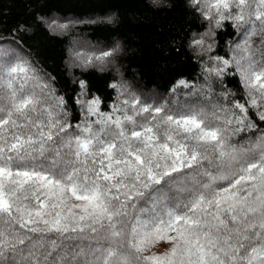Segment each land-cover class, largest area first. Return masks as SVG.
Segmentation results:
<instances>
[{"label":"snow or ice","instance_id":"obj_1","mask_svg":"<svg viewBox=\"0 0 264 264\" xmlns=\"http://www.w3.org/2000/svg\"><path fill=\"white\" fill-rule=\"evenodd\" d=\"M185 6L207 22L188 41L205 79L237 76L240 99L180 80L190 99L154 105L114 83L102 111L80 81L73 124L54 78L21 57L30 27L0 30V264H264V0ZM225 22L242 32L231 59L211 55Z\"/></svg>","mask_w":264,"mask_h":264},{"label":"trees","instance_id":"obj_2","mask_svg":"<svg viewBox=\"0 0 264 264\" xmlns=\"http://www.w3.org/2000/svg\"><path fill=\"white\" fill-rule=\"evenodd\" d=\"M38 16L43 19L37 21ZM0 21L5 35L20 23L30 27V31L21 34V57L54 78L51 84L56 94L68 102V119L73 124L82 118L75 103L81 91L80 81L87 84V99L98 96L103 101L102 111H108L107 105L116 102L118 90L110 87L114 83L126 89L123 98L134 93L141 103L154 105L165 100L171 105L190 99L188 93L192 88L179 87L180 80L210 94L211 101H218L227 90L235 97L229 95L225 103L241 97L237 76L218 79L209 75L205 79L207 56L201 57L189 48L188 41L191 33H204L207 22L201 23L185 6V0H0ZM53 21L73 22L76 26L59 33L48 25ZM241 39L242 32L238 34L225 22L216 30L214 40L209 41L214 49L211 55L231 59L232 49ZM251 39L253 48L259 45V37ZM79 41L89 43L100 53L80 49L83 44L76 47ZM174 48L180 51L177 53ZM78 49L85 57L74 58L78 64L71 69V57ZM113 49L116 51L112 56L102 61L95 59ZM88 57H92L91 64L82 65ZM173 88L175 92L171 91ZM256 122L264 127V123ZM244 139L242 133L233 142Z\"/></svg>","mask_w":264,"mask_h":264},{"label":"rangeland","instance_id":"obj_3","mask_svg":"<svg viewBox=\"0 0 264 264\" xmlns=\"http://www.w3.org/2000/svg\"><path fill=\"white\" fill-rule=\"evenodd\" d=\"M74 24H76V23H73V22H71V23H62V22H60V21H53V22H50L48 25H49V27H53L54 28V31L55 32H59V33H61V32H67L68 30H69V28H71L72 26L74 27V26H76V25H74ZM61 25H66V27H61ZM82 45L83 44V47L82 48H80V49H85V50H87V51H93V53H95V54H99L100 53V51H99V49H94V48H91V45L89 44V43H85V42H78L77 44H76V47H78V45ZM75 47V48H76ZM80 50L78 49L76 52H75V56L73 57H71V62H70V68L71 69H75L76 68V66H77V62L74 60V58H83V57H85V55L83 54V53H81V52H79ZM77 53H79V54H81L80 56H78L77 55ZM96 59V58H95ZM97 60V59H96ZM82 65H84L83 63H82ZM119 78H120V76H119ZM169 247V245L167 244V243H164V242H160L159 244H157L155 247H153L151 250H150V252H148V253H145L146 255L147 254H151V253H156V254H160V253H162V252H164L167 248Z\"/></svg>","mask_w":264,"mask_h":264}]
</instances>
